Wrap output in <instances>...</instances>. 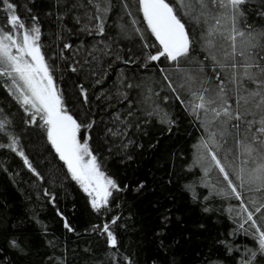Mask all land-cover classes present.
<instances>
[{"label": "trees", "instance_id": "16d2710c", "mask_svg": "<svg viewBox=\"0 0 264 264\" xmlns=\"http://www.w3.org/2000/svg\"><path fill=\"white\" fill-rule=\"evenodd\" d=\"M168 2L177 7L193 40L189 56L179 62L146 59L160 46L138 0H10L26 27H39L38 43L63 106L81 124L79 138L101 172L119 187L105 206L94 209L51 145L40 115L33 123L32 113L10 90L9 78L0 77V121L5 122L0 129V264H242L247 250L257 248L254 237L240 228L239 201L219 194L226 189L222 175L213 169L206 176L197 163L201 141L222 129L211 123V113H193L187 91L189 84L196 91L202 84L209 90L206 98H215L223 81L235 108L256 86L242 77L244 58L236 55V67L231 66L230 41L217 35L216 46L205 48L202 36L213 17L220 18V31L227 35L231 23L225 9L207 0L205 23V18L193 19L200 12L197 0H185L190 9H180L178 0ZM240 9L236 27L245 37H237L236 50L251 52L264 65V39L256 48L247 45L249 32H264V0H246ZM6 16L0 5V27L9 31ZM101 20L103 33L97 27ZM248 107L241 101L242 112ZM13 138L15 150L7 146ZM235 140L229 124L220 140L224 147L214 149L218 155L231 149L228 161H222L230 176L245 159ZM241 193L245 203L264 197L247 184ZM104 224L116 235L115 247ZM254 264H264V256L258 254Z\"/></svg>", "mask_w": 264, "mask_h": 264}, {"label": "snow or ice", "instance_id": "6c2138e0", "mask_svg": "<svg viewBox=\"0 0 264 264\" xmlns=\"http://www.w3.org/2000/svg\"><path fill=\"white\" fill-rule=\"evenodd\" d=\"M178 2L180 9L192 7L191 4H186L185 0H178ZM210 2L226 10L231 27L225 35L220 31V18L213 17L214 23L208 25L202 36L205 48L211 49L216 46L217 35L230 41L232 51L226 55L232 58L231 66L236 67V55L244 58L241 65L243 68L242 77L255 84L256 87L255 90L248 91L247 96L241 97L236 102L237 107L233 108L228 103L223 81L218 85L219 91L215 98H206L205 93L209 90L202 84L199 91L193 90L191 85H188L187 91L191 97L189 107L193 113L199 115L201 110L205 115L211 113V123H218L222 129L219 132H209L208 139L201 141L199 147L202 152L197 157V163L203 165L206 176L213 169L218 170L223 181L226 182V189L219 194L226 197L231 196L239 201V207L235 211L241 219L240 228L252 235L257 243L255 250H247L248 259L242 261V264H254L258 254L264 256V197L249 198L248 203H245L241 190L247 184L250 191L264 193V65L253 58L251 52L246 54L245 51L237 52L236 50L237 37H245V32L240 31L236 24L238 17L243 15L240 6L246 3V0H210ZM138 3L147 27L160 46L156 54L149 53L146 59L159 61L161 57H166L170 61L179 62L180 58L188 57L193 47V40L185 22L177 14V7L170 4L168 0H138ZM197 3L200 12L193 19L199 22L201 18H205V23H207L208 2L207 0H197ZM0 5H3L7 12L5 23L10 28L9 31H5L3 27H0V77L9 78L10 90L16 99L25 106V111L32 113L33 123H35L36 116L40 115L43 126L46 127L47 137L56 152L59 153L60 159L66 162L73 179L80 183L86 193L93 196L92 207L99 210L107 204L108 197L111 196L109 189H118L119 186L111 178H106L100 171L96 157L92 155L87 142H80L78 133L81 124L63 106L61 95L54 85L51 70L38 43L40 40L39 27H26L16 14L15 5L10 3V0H0ZM183 15L191 16L192 13L184 11ZM97 27L98 31L103 33L102 20ZM12 30H19V35ZM248 37V48H256L258 39H264V32L255 35L249 32ZM145 46L147 47V45ZM66 47H71V45H66ZM211 58L215 60L214 56ZM188 79L192 80L193 78L188 77ZM233 79H236L235 74ZM169 86H171V81H169ZM172 90L175 91V88ZM241 101L244 105H251V107L242 112ZM233 121L235 123H232ZM229 124L236 136L235 143L240 149L238 155L245 157L239 167L232 168L233 176H230L226 164L222 162L228 161L231 149L222 155H218L217 150H214L224 147L220 140L223 139ZM4 126L5 122L0 121V129H3ZM241 127H243V132L240 131ZM218 136L220 139L217 138ZM16 144L17 140L13 138L7 146L15 150ZM3 146L0 145V147ZM19 155L24 158V163L32 169L24 152L20 151ZM236 158L237 154H234V159ZM228 166L231 167V164ZM32 171L35 172V169ZM36 174L39 175V173ZM234 180L238 181L239 185L234 183ZM251 186H255V188L253 189ZM238 187L241 190H238ZM112 223H116V220L114 219ZM245 224L249 225L248 229L244 228ZM65 226L67 227V224ZM103 229L107 233L110 245L115 247L117 245L116 235L109 229L108 224H104ZM11 243L14 247H20L17 241Z\"/></svg>", "mask_w": 264, "mask_h": 264}, {"label": "rangeland", "instance_id": "374dc122", "mask_svg": "<svg viewBox=\"0 0 264 264\" xmlns=\"http://www.w3.org/2000/svg\"><path fill=\"white\" fill-rule=\"evenodd\" d=\"M55 85V84H54ZM57 89V88H56ZM78 138H79V133H78ZM79 140H80V138H79ZM80 142L81 143H84V141H82V140H80ZM52 145V144H51ZM58 155H59V153H58ZM86 159H88V157H86ZM65 164H66V162H65ZM66 166H67V164H66ZM101 171V170H100ZM105 176V175H104ZM106 178H108V177H106ZM80 184V183H79ZM81 186V185H80ZM82 187V186H81ZM82 189H83V187H82ZM111 192H112V190H113V188H110L109 189ZM89 195V194H88ZM94 195V194H93ZM89 197H90V200H91V202H92V199H93V196H90L89 195Z\"/></svg>", "mask_w": 264, "mask_h": 264}]
</instances>
